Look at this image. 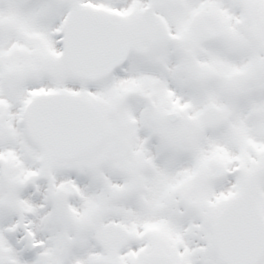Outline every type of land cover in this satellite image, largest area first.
Here are the masks:
<instances>
[{
    "label": "snow or ice",
    "instance_id": "1",
    "mask_svg": "<svg viewBox=\"0 0 264 264\" xmlns=\"http://www.w3.org/2000/svg\"><path fill=\"white\" fill-rule=\"evenodd\" d=\"M0 264H264V0H0Z\"/></svg>",
    "mask_w": 264,
    "mask_h": 264
}]
</instances>
